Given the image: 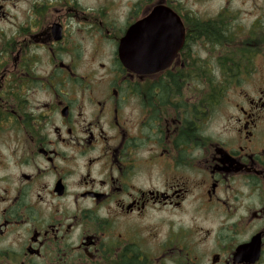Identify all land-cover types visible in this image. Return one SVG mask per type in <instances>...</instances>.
I'll return each mask as SVG.
<instances>
[{
    "label": "flooded vegetation",
    "instance_id": "flooded-vegetation-1",
    "mask_svg": "<svg viewBox=\"0 0 264 264\" xmlns=\"http://www.w3.org/2000/svg\"><path fill=\"white\" fill-rule=\"evenodd\" d=\"M195 1L0 0V264H264V0Z\"/></svg>",
    "mask_w": 264,
    "mask_h": 264
},
{
    "label": "water",
    "instance_id": "water-1",
    "mask_svg": "<svg viewBox=\"0 0 264 264\" xmlns=\"http://www.w3.org/2000/svg\"><path fill=\"white\" fill-rule=\"evenodd\" d=\"M157 17L152 15L147 18L145 21L140 23V25L136 27H132L126 36L121 40L119 46V54L120 59L125 67L129 69H134L136 65H141L147 67V69H152V71H158L164 67H167L173 58L176 55V52L179 50L182 41V32L178 33V36L172 34V49L170 55L167 57H151L149 51L152 49L153 41H142L135 36V31L140 28L141 32L147 33V30L151 27H158ZM167 26V25H166ZM163 41H161L162 46H164V42L169 43V35L162 34ZM174 40V41H173ZM158 42H156L157 46ZM136 53V56H132L131 54ZM158 54L157 52H155Z\"/></svg>",
    "mask_w": 264,
    "mask_h": 264
},
{
    "label": "rangeland",
    "instance_id": "rangeland-1",
    "mask_svg": "<svg viewBox=\"0 0 264 264\" xmlns=\"http://www.w3.org/2000/svg\"><path fill=\"white\" fill-rule=\"evenodd\" d=\"M187 2H188V6H191V4H195V3H198L197 1H195V0H186ZM216 5V1H214V0H208L207 2H206V4H205V6H207V7H214ZM233 6H237V1L236 0H233V4H232ZM210 222V221H209Z\"/></svg>",
    "mask_w": 264,
    "mask_h": 264
}]
</instances>
